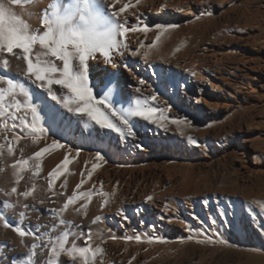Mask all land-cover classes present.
<instances>
[{"label": "rangeland", "instance_id": "1", "mask_svg": "<svg viewBox=\"0 0 264 264\" xmlns=\"http://www.w3.org/2000/svg\"><path fill=\"white\" fill-rule=\"evenodd\" d=\"M8 1L9 7L0 0L1 90L3 95H10L7 100H3L0 110V134L6 136L12 147L23 149L28 148L30 139L54 135L49 123L43 124V131L35 135L23 134L31 124V112H35L24 103L26 98L31 96L35 101L48 106L45 109L51 121L58 119L57 121L64 125L63 132L57 135L62 140L61 148H72L77 152L76 156L70 154L66 159L67 167L65 165L63 171L45 174L43 166L54 154L50 152L51 154L29 155L25 150L28 171H37L33 178L39 179L46 186L52 185L53 182L55 193L60 195L61 192L56 189L59 180L63 177L68 179L71 173H79L81 179L89 184V191L86 193L88 202L78 211L84 216L99 214L102 210L101 203L95 199L99 192L94 188L102 183L106 171L112 174L116 182H120V189L127 193L129 198L133 197V193L138 196L136 188L140 190L144 187H139L141 182H152L158 184L160 192L166 194L164 196L172 194V188L179 192L187 190L189 197L197 198L203 205V197L209 194L212 207L217 209V205H220L224 209L221 210L224 213L217 212L214 221L207 211L205 220H199L190 216L193 213L191 206L180 199L179 203L187 213L186 221L178 217V221L171 224L164 220L163 222L162 218L157 220L149 215L145 220L150 226L146 233L140 231L141 222L138 221L137 214L132 218L135 224L133 228L128 222L114 224L109 220L121 234L125 232L123 234L128 241L135 244L124 255H120L121 251H115V255L107 264H264V48L259 52L254 43L262 39L264 44V0H210L208 5H204L205 1L193 0L183 7L184 13L166 19L169 27L160 31V36L167 34L170 40L166 52H182L188 45L202 47V53L203 50L209 54L213 51L223 57L227 70H232L235 65L240 67L241 70L237 72L244 78V85L242 83L240 89L245 91L236 94L232 90L231 97L223 99V103L232 102L237 108L218 122L221 110H217L215 114L209 113L208 110L207 113H198L196 110V106L204 108V104L196 102L193 98L199 95L194 81H190L187 86L188 95L182 94L185 89L181 81L177 83L176 89L169 86L167 77L173 80L175 63L159 62L156 64L158 71H148L145 74L142 70L133 68L135 73L133 72L132 76H135L136 80H132V76L129 78L128 90L126 85L114 92L101 89L105 83L103 79H99L95 87L88 85L85 71L87 73L92 68L85 65L78 53L72 55L68 49L56 47V33L43 38V41L48 42L46 44L36 42L39 40L37 33L41 29L44 30L47 18L34 12L32 5H29L27 10H20L17 8V0ZM186 10H193L192 14L186 13ZM157 19L156 14L147 13L145 17H140L139 24L143 26L146 22L149 26ZM224 23L228 25L225 26ZM152 39L154 40L152 37L146 40L145 44L151 45ZM195 39H199V42ZM48 50L55 53V56ZM129 59L132 63L138 56H130ZM29 63L39 67L37 71L41 74L53 76L64 100L60 96H52L48 90L37 85H34L35 88L32 86L33 89L29 88V93L23 90L22 86L34 84L33 79L25 74ZM109 73H112V70H109ZM205 73L209 81H218L216 72ZM18 79L24 85H19ZM207 87L210 90L213 85L207 84ZM235 96L239 98L236 100ZM241 103L243 107H239ZM16 106H20L21 115H26L30 124L14 122ZM73 125L78 128L79 134L70 137ZM13 134L21 136V139L14 140L11 137ZM133 157L137 159L136 162ZM23 175L26 178V174ZM27 193L28 189L23 188L14 192L12 198L16 210H23ZM145 204L147 205L148 201H145ZM73 209L75 208H64L59 217L54 214L53 220H56L52 223L44 222L42 229L52 227L57 236L66 235L62 218ZM233 213L240 215V229H236ZM34 214L36 215L35 211L30 212L27 219H34ZM166 217L165 215L164 218ZM193 230H198V233ZM16 231L18 230L4 226L0 219V236L10 235L16 245H22ZM82 232L83 237L87 238L86 231ZM26 244L32 248L38 242L26 240ZM47 245L48 242L45 247L37 248L36 258L39 254L46 255ZM86 249L88 250L85 246L83 250L87 251ZM96 250L94 247V250L89 252L91 255H85L81 264L94 263L95 260L97 262Z\"/></svg>", "mask_w": 264, "mask_h": 264}, {"label": "bare ground", "instance_id": "2", "mask_svg": "<svg viewBox=\"0 0 264 264\" xmlns=\"http://www.w3.org/2000/svg\"><path fill=\"white\" fill-rule=\"evenodd\" d=\"M17 1L19 3V5L17 6L18 9L27 10L28 8H30L29 5H32L31 9H33L34 12H37V14L43 16L45 19L47 18L45 24L43 23L45 25L44 30L41 29L37 33L39 40H37L36 42H42L46 44L48 42L43 41V38L48 34L51 35L53 33H56V42H54L56 47L60 46L62 47V49H68L72 55H76L78 53L84 60L85 65L87 67L92 68L90 70L91 72L89 71L86 73L85 71V77H87L89 81L88 85L92 87L97 84L99 79H103L105 83L101 89H104L109 92H114L118 91L123 85H126V88L128 90L130 88L129 78H131L132 74L135 73L134 69L142 70V72L145 74L148 71H158L157 69L159 67H157L156 64L159 62L170 64L175 63L176 69L173 74V80H171L170 77H167L170 83L169 86H174L176 89L177 83L181 81L180 83H182L183 88L185 89L182 91V94L188 95V92L186 91L188 88L187 86L189 85L190 81H194V83L196 84L195 89L198 90L199 95L193 98H195L196 102H202L204 104V108H199V106H196V110L198 111V113H207L208 110L209 113L215 114L217 110H221L222 114L221 117L217 118L218 122L222 118L227 117L230 113H233L237 108L234 104H231L232 102L223 103V99H229L231 97L230 95L232 94L231 92H233L232 90H234L236 94H238L240 91H243L240 89V87L242 88V86L244 85V78L241 74L238 73L241 70L238 65H235L232 70H227L226 68L228 67H224L223 57L219 56L216 53H213V51L211 54H209L208 52H204L203 50L202 53L200 52L202 47H193L192 45L194 43L192 45L190 44L193 48L188 45L189 47L186 46L185 50L183 49L184 51L182 52H166L168 51L166 50V48H168L167 43L170 41L169 37L167 34L165 36H160V31L169 27V24L165 22L166 19H168L169 17H178L179 14L183 12V7L188 5L189 2L193 0ZM202 1H205L204 5H208V2H210V0ZM3 4L8 7L10 6L8 0H3ZM208 7L209 6H207V8ZM192 11L186 10L185 12L192 14ZM147 13L156 14L158 19L156 21H153L152 25L150 24L149 26H147V23L144 22L143 26H140V17H145ZM43 20L40 21L43 22ZM32 23H34L33 20ZM237 25L238 23L236 24V26ZM205 29H207V27H205ZM195 30L193 31L196 32L197 30ZM190 34L192 35V33ZM187 35L189 36V34ZM222 35L223 34L221 32V36ZM216 36L217 35H215L214 38H216ZM34 37L36 38V36ZM151 37L154 38V40L152 39L153 43L151 45H146L145 41L148 39L150 40ZM190 39L194 38L191 37ZM183 40L185 39L183 38ZM195 40L198 41L199 39ZM178 42L179 41H175V43ZM254 43L257 45V50L259 52L264 48L262 39H259V41ZM205 49L208 48L205 47ZM48 52H50L52 56H55V53H53L51 50H48ZM130 56H138V59H134V61H132L131 63L129 61ZM142 64L144 66L141 67ZM98 67H100V69ZM28 68L31 71H29ZM148 68H150V70ZM25 69V74L33 79L34 84L31 83L30 85L25 86L21 83V80L18 79L20 80L19 85L20 83L21 86L24 85L22 86L24 91H28L29 93L30 89H33L32 86L37 85L42 89L44 88L48 90V92L52 96H60L62 99V91L58 89V86L56 84L55 79H53V76L49 77L41 74L37 71L39 67H35L34 64L29 63L28 67H26ZM109 70H112V73H109ZM210 71L217 73L216 78L218 81L216 83L209 81L208 77L206 76L205 72ZM135 78V76H132V80L135 81ZM10 79L12 80V78ZM1 84L2 77L0 76V110L3 105V100H7L10 96L8 95V93L7 95L6 93L5 95L2 94ZM10 84L13 85L14 83ZM207 84L213 85L212 89L209 90ZM12 88L13 86L10 89ZM249 91L250 90H248L247 92L249 93ZM235 97L236 100L239 98L238 96ZM24 103H27L31 107V109L33 108L35 110V112H31L32 119L30 124L28 117L24 114L21 115L20 106H16L17 113L15 118H13L14 122H18L19 124H22L23 122L30 124V126L25 129L23 134L25 136L35 135L37 132L43 131V124L49 123L54 135L48 138L43 137L30 139L28 148L23 149L16 148L15 146L12 147L10 143H8V139L6 138V136L0 134V219H2L4 226L9 227L10 229L12 228L18 230L16 231L17 237L23 243L22 245H16L10 235H4L2 237L0 236V264H81L83 262L84 256L91 255L89 254V252L94 250V247L97 248L96 252L98 255V261L96 262V260L94 259L95 262L90 264H107V262H109V260H111L115 255V251H121L120 255H124L126 252L129 251L131 246L135 244L133 242L128 241V239L124 237L125 235L123 233L125 232L121 234V231L113 227L109 223V220L114 224L117 222L118 224H124L128 222L130 225H132L133 228L135 227V224L132 221V218L134 214H137L138 221L141 222L140 231H144L146 233L150 226H148V222L146 223L145 220L150 216L157 218V220L162 218V221L164 220L165 222L167 221L171 224L178 221V217H180L183 221H186L187 218L185 216L187 215V213L183 211V206L179 203L181 200H184V203H186V205L188 204L191 206L193 213H191V215L188 212V214H190V216L197 217V219L199 220H205L206 211L209 213L210 217L213 218L211 219L212 221H214L218 213H224V211H221L223 208L220 207V205H217V209H214L212 207L209 202V194L205 196L203 195V205H201L197 198L189 197L187 190L179 192L172 188L171 191L173 195L170 194L169 196H164L166 194L160 192V189L157 186L158 184L156 185L152 182H147L145 184L144 182H141V185H139V187H141L142 185H144V187H141L140 190L138 189V187L136 188L138 196H135L136 193H133V197L129 198L127 196L128 194H125L123 190L120 189V182H116L115 179L112 177V174L109 171H106L102 183L99 182L100 184L98 185V187L94 188L99 192V194L95 196V199H97L101 203V212L99 214L97 213L98 215H81L78 211L83 204L88 202L86 193L89 191V184H87L81 179L79 173H71L68 179L64 177L61 178L59 180V183L56 184V189H58L61 194L57 195L55 193L56 190H54L52 186L53 182L52 185L49 184L48 186H46L39 179L33 178L35 177L33 174H35L37 171H28L26 167L27 163L25 162V158H27V155L24 153L25 150L28 151L29 155H37L50 152L54 154V157L49 159L46 162L45 166H43V171L45 174L49 172L52 173L55 171H63L64 166L66 165V159L70 156V154L76 156L77 152L72 148H61V145H63L62 140L59 139L57 135L63 132L64 125L61 121H57L58 119H56V121H51V119L48 118L49 114L46 113L45 109L48 106L46 107L45 105H43V103L35 101L31 96L29 98H26ZM239 107H243V104L241 103ZM72 128L73 130L70 133V137H73L76 134L78 136V128L75 125H73ZM11 137L14 140L21 139V136L15 134L11 135ZM78 139H80V137ZM133 161L136 162L137 159L134 158ZM23 174H26V178L23 177ZM19 188L28 189V193L22 208L23 210L20 211L16 210V206L12 198L14 192H16V190H18ZM145 201H148L147 205L145 204ZM70 207H74L75 209H73V211H69L66 217L62 218L63 227L67 231L66 235L64 234V236L61 235L60 237L57 236L53 231L52 227L46 228L45 230L42 229L44 222L48 221L52 223L56 220H53L54 214H58L59 217L64 208ZM34 211L36 213V215L34 214V219L28 220V214ZM116 214H118V216H116ZM165 215L167 216L166 218H164ZM233 217L236 229H240V215L236 213ZM248 221H250L249 218ZM160 223L161 221L159 222V224ZM83 230L86 231L87 238L83 237ZM194 232L198 233V230ZM101 236L104 237L102 238ZM26 240L37 241L38 244H33L34 246L31 248L28 246V244H26ZM47 242L48 251L46 255L39 254L38 258H36L35 255L37 254V248H42L43 246L45 247ZM85 246L88 248V250L86 249L87 251H84L85 249L83 250Z\"/></svg>", "mask_w": 264, "mask_h": 264}]
</instances>
